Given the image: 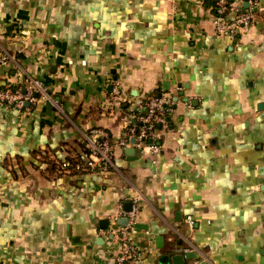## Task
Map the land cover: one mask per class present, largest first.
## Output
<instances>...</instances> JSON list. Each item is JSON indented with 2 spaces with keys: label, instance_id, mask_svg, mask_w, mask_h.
Masks as SVG:
<instances>
[{
  "label": "crops",
  "instance_id": "obj_1",
  "mask_svg": "<svg viewBox=\"0 0 264 264\" xmlns=\"http://www.w3.org/2000/svg\"><path fill=\"white\" fill-rule=\"evenodd\" d=\"M212 17L211 0H0V86L42 87L27 113L0 105V264H111L127 202L140 264L170 250L264 264V0L236 39ZM165 92L157 151L115 148L106 175L58 171L91 128L118 140Z\"/></svg>",
  "mask_w": 264,
  "mask_h": 264
},
{
  "label": "built area",
  "instance_id": "obj_2",
  "mask_svg": "<svg viewBox=\"0 0 264 264\" xmlns=\"http://www.w3.org/2000/svg\"><path fill=\"white\" fill-rule=\"evenodd\" d=\"M259 0H211L213 13V32L217 37L236 39L250 28ZM8 54H0V64L9 61ZM42 90L41 84L33 78H23L17 86H0V105L23 113L29 112L26 104L36 102ZM121 90L114 86L108 97L110 108L121 103ZM173 94L169 92L147 95L128 115L123 136L114 140L110 132L103 127L91 128L86 136L84 147L73 161L64 160L60 170L81 171L106 175L114 168L115 148L134 147L140 151H157L155 139L158 130L165 125L166 117L174 110ZM150 141V142H149ZM136 207L131 211L121 212L128 219L125 225L112 231L116 242V251L111 256V264H140L141 248L129 236L136 223ZM186 223L193 224L191 216H186ZM180 250V249H179Z\"/></svg>",
  "mask_w": 264,
  "mask_h": 264
},
{
  "label": "water",
  "instance_id": "obj_3",
  "mask_svg": "<svg viewBox=\"0 0 264 264\" xmlns=\"http://www.w3.org/2000/svg\"><path fill=\"white\" fill-rule=\"evenodd\" d=\"M131 209L132 208L130 206V203L128 204V202H127V207L125 206V211H131ZM127 221H128V219L126 217H121L118 220V224L122 226V225H125L127 223ZM100 223H101V226H103V228H106L108 226V220H102ZM102 224H104L105 226ZM134 226L136 228H145V226L143 224H139V223H136ZM110 237H112V235H110ZM158 240H159V238H157V241ZM160 246L161 245H159V247ZM174 250L175 251L179 250V248H174L173 251ZM195 256H196V254L194 252H186L184 254H182V253L173 254L172 251L170 250L167 254L161 255L160 262H161V264H169L170 262H172L173 264H182L184 258L189 259V258H192Z\"/></svg>",
  "mask_w": 264,
  "mask_h": 264
},
{
  "label": "trees",
  "instance_id": "obj_4",
  "mask_svg": "<svg viewBox=\"0 0 264 264\" xmlns=\"http://www.w3.org/2000/svg\"><path fill=\"white\" fill-rule=\"evenodd\" d=\"M79 153V152H78ZM76 153L75 156L78 154ZM74 157H68L67 160H70V161H73ZM58 171L59 172H62V173H68V174H80V173H85V172H81V171H75L73 169H71V171H63V170H60V166L58 165Z\"/></svg>",
  "mask_w": 264,
  "mask_h": 264
}]
</instances>
